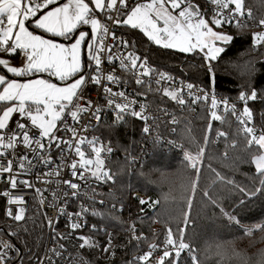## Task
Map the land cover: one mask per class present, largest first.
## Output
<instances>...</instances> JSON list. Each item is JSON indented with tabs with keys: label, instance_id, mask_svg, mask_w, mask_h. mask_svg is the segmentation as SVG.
Masks as SVG:
<instances>
[{
	"label": "snow or ice",
	"instance_id": "obj_1",
	"mask_svg": "<svg viewBox=\"0 0 264 264\" xmlns=\"http://www.w3.org/2000/svg\"><path fill=\"white\" fill-rule=\"evenodd\" d=\"M207 4L213 6L212 17H206L204 5L195 0H66L58 4V0H0V54L22 55V65H12L9 59L0 58V157L9 155L7 150L15 152L18 146L26 149L23 153L15 152L17 171L13 169V160L7 161V166L0 164V177L3 174H12L7 177L9 188L15 190L18 185L23 184L25 188L33 189L34 185L28 180H20L19 176L28 174L33 169L44 168L47 171L37 173V179L45 177V183H55L57 188L52 190L53 202L48 204L49 208L55 210V216L47 218V224L53 228V239L57 241L58 247L49 251L52 256L60 258L64 256L67 249L61 240H70L72 233L82 230L85 225V216L103 215L93 209L92 205L103 206L105 201L97 199L98 185L115 183L117 173L108 166L106 156L113 153L112 141H104L99 136L80 135L72 127V123L80 124L81 115L91 113L97 121L101 120V113L105 110L103 106H94V102L86 99L82 93L84 88L92 83L100 86L104 99L109 110L115 112L110 129L118 128L126 124V117L131 116L147 122L146 105L140 104V110L134 107L135 100L129 98L126 90L114 91L110 84L123 85L119 75H105L101 67L105 61L108 64L119 62L121 71L131 73L132 79L137 86H148L152 91L151 84L154 82L158 87L155 89L163 96L170 98L181 106L189 103L184 98V87L170 88L159 87L162 83L173 82L174 78L163 71L152 67L147 56L128 52L127 55L115 54L117 50H124L135 47L134 42L118 37L114 31H110L108 24L102 19L96 18L99 13L103 14V20L113 26H130L132 29H139L144 36L155 45L163 49L176 50L182 54H202L205 66L210 74V80L214 84L215 72L213 62L217 61L227 51V46L234 41L230 34L217 31L225 25L235 26L237 29L248 26V20L253 19L250 9H245L244 0H206ZM90 4L92 7H90ZM56 5L55 7H50ZM98 10V11H97ZM245 17L247 19H245ZM31 29L40 30L35 32ZM82 25H90V32L78 31ZM259 27H264V19L258 21ZM41 33L49 34V37L63 38L64 42L46 37ZM110 36L113 44H105V37ZM253 47H264V31L253 33ZM108 53L105 57L104 54ZM87 63H85V58ZM6 70V72H5ZM12 77H28L21 82ZM45 75L47 78H45ZM147 78V81L145 80ZM107 81L105 84L103 81ZM59 81L61 83H56ZM187 96L192 104L200 101L209 102L210 120L207 125L204 146L193 154L184 151L183 158L187 166L196 173V180L189 182L192 194L194 195L198 186V179L201 170V163L207 145L211 142L213 134L212 121H219L222 124L227 122V114L235 117L239 125L238 133L242 134L245 140L244 151L249 153V162L254 165L255 172L259 179L258 185L251 190L241 188L249 198H255L264 194V129H257L254 124V114L249 107V101H257L262 95L256 88L250 92L241 91L239 101L243 102V108L238 111L235 104H229L228 99L218 100L213 92L211 96L207 91L197 89L192 83L186 84ZM203 92V94H199ZM136 95L145 97L146 93L137 92ZM81 101H84L83 105ZM168 115L166 109H161ZM14 113H18L20 119L9 127V122ZM67 117L71 118L69 123ZM30 122V123H29ZM171 123H178L174 116ZM62 124L63 127H58ZM98 127L94 125L93 129ZM60 131H67L70 134L68 139L59 136ZM86 125L81 126L80 132L87 133ZM143 133H150L152 129L143 127ZM175 131V129H173ZM19 132V135H17ZM217 140L223 138L228 140L229 134L223 130L216 131ZM172 143L174 141L164 140L162 137L154 138V144ZM229 147H238L237 141L233 140ZM56 150L58 156L52 157V151ZM68 157H71L70 159ZM135 163V158L132 159ZM54 166V167H50ZM67 172L69 178H61ZM57 177L55 181L51 177ZM217 177L223 179L217 173ZM231 183V181H229ZM61 186L64 189L61 191ZM188 190V186L185 187ZM39 202L45 204L44 192L34 188ZM91 193V195H89ZM208 195L207 192L204 193ZM0 196L7 197L8 205H16V213L13 215L11 207L7 210V217L15 222L25 220L26 208L23 205L26 198L12 197L11 192L5 189ZM91 201L85 204L84 200ZM140 205L154 206L139 197ZM81 200L79 210L69 212L71 201ZM188 211L184 213V225L178 229V236L174 234L171 227L167 234L162 255L157 259L156 264H179L182 253L187 252L192 264H198L195 249L185 242V232L190 223L192 198L187 199ZM245 201L241 200L239 206H244ZM238 206V207H239ZM117 209L113 203L110 211ZM143 212L144 209L142 208ZM66 216L70 232L68 234L56 233V225L59 217ZM229 220L239 223V219L228 214ZM93 231H101L96 225L91 226ZM264 231V224L256 225ZM134 233L135 226H130ZM25 231H27L25 229ZM246 234H251L252 229H245ZM0 234L7 235L10 239L18 234L15 229L8 231L0 229ZM134 239H143V236H133ZM78 247L81 250L100 247L90 237L79 235ZM158 245L152 244L150 250L135 257V264H147ZM111 248V235L108 242L101 248V251L108 253ZM52 256L38 258V264H43L47 259L54 264ZM21 264L23 256L20 250L7 241L0 240V264ZM70 264H90L82 256L71 255L66 257ZM132 264V262H130Z\"/></svg>",
	"mask_w": 264,
	"mask_h": 264
},
{
	"label": "trees",
	"instance_id": "obj_2",
	"mask_svg": "<svg viewBox=\"0 0 264 264\" xmlns=\"http://www.w3.org/2000/svg\"><path fill=\"white\" fill-rule=\"evenodd\" d=\"M244 3L251 10L254 20L264 18V0H244ZM224 28L234 37V41L213 62L214 84L201 54H182L163 49L149 41L138 29H124L121 34L123 39L134 42L135 47L130 46L129 49L147 56L157 69L167 70L182 80L200 83L219 94L231 97L239 96L241 91L250 92L252 88L264 94V47H253V31L249 26L241 29L235 26ZM249 106L256 124L264 129V95L257 101H249ZM209 120L210 116L205 110L195 119L183 115L177 132L179 142L187 150L198 152L204 146ZM133 122L127 121L115 129H110L109 125L103 126L102 137L121 148H127L126 144L133 141V137H136L134 133L139 129ZM212 125L214 131L204 153L194 195L189 182L197 179L196 173L177 154L158 151L143 168L134 173H130L128 162L115 163V188L118 195L123 197L127 210L123 213L112 212L110 215L109 226L112 230L109 235L114 242L111 252L102 256L103 245L99 239L107 234L99 232L96 233L99 241L95 239V242L100 247L85 251L89 257L96 263L99 262L98 264H135L134 258L140 245L124 236V230L131 217L141 214L139 204L132 197L134 192L139 191L159 201L156 210L144 215L139 221L138 232H146L148 236L141 243L143 247L158 238L152 233L155 222L163 232L171 227L178 236V229L184 225V213L188 211L187 199L191 197L190 223L184 238L196 250L198 264H264V231L256 227L264 224V194L249 199L240 191L241 188L251 190L258 185L261 177L257 176L254 165L246 162L249 153L244 151L243 135L237 134V122L228 117L226 123L212 121ZM220 130L227 132L229 138L227 141L221 138L219 144L214 145L215 132ZM233 140L238 144L235 149L228 146ZM217 173L223 179L218 178ZM205 192L208 193L207 196L204 195ZM241 200L245 201L244 206H239ZM228 214L236 216L239 223L230 221ZM0 224L8 231L15 229L18 235L11 240L26 256L24 263L33 262L41 252L45 233L44 221L39 211H29L25 220L20 223H9L0 213ZM244 227H253L254 230L251 234H246ZM130 245L134 248L132 252L129 250ZM179 264H192L189 255H185Z\"/></svg>",
	"mask_w": 264,
	"mask_h": 264
},
{
	"label": "built area",
	"instance_id": "obj_3",
	"mask_svg": "<svg viewBox=\"0 0 264 264\" xmlns=\"http://www.w3.org/2000/svg\"><path fill=\"white\" fill-rule=\"evenodd\" d=\"M195 2L200 3L201 5H204L206 17H208V18L212 17L213 6L211 4H207L206 0H195ZM245 9L248 10V8H246V7H245ZM252 16H253V14H252ZM96 18L102 19V22H105L108 24L110 31H114L116 33V35L118 37H121V38H122V34H121L122 30L132 29L130 26H113L111 23L104 21L103 20V14L99 13V12H98V15ZM245 19H247V18L245 17ZM262 19H264V18H262ZM247 24L249 27L252 28L253 33L264 31V27L257 26L258 21L254 20V18L251 20H248ZM226 26H230V25H225L224 27H226ZM81 29L87 30L90 32V25H82ZM253 33H252V43H253ZM113 43H114V41L111 40L110 36L105 37V44H113ZM128 52H133V51L131 49L127 48L124 50H117L115 54H121L122 53L123 55H127ZM107 55H108V53L104 54L105 57ZM86 63H87V60H86ZM149 63L152 67L156 68L155 66H153V64L151 63L150 60H149ZM101 67L104 69L105 75H114V76L119 75L123 81H126V83H124L121 86H118L115 84H110L109 86L112 87L114 91L126 90L128 95H129V98L136 101V104L134 105V107L137 111L140 110V108H139L140 104L146 105V114L149 117L147 122L140 120V119L133 118L131 116L126 117V121H134L133 123H135V125H137V127H139V129H138L137 133H134V136H136V137H133V141H131V143L126 144V146H128L127 148H125V147L121 148L112 142L111 146L113 147L114 151L112 154L106 156V159L108 161L107 166L113 172H116V173H117V171L115 169V163L117 161L128 162L130 173H134L137 169L143 168L147 164V162L154 156V154L158 151L165 152V153H174V154H177L181 157H183L184 151H188L184 147V145L181 142H179V140L177 138V132H178L179 124H181V117L183 115H188L189 117L195 119L199 116L200 112L203 110H205L209 114L210 100L207 103L204 101H200L198 103L192 104L190 102V97H188L186 94L187 89L185 86L187 83H192L193 85L196 86L193 89L194 92L197 91V89H202L204 91H207L209 93V96H211V94L214 92L215 96L218 100L222 101L224 99H228L229 104L230 105L235 104L238 111H241L243 108V102L239 101V99H238L239 96L231 97L228 95L219 94L215 90L208 88V87H206L200 83L182 80L177 75H175V74H173L167 70H164V69H158V70L170 74L174 78V81L168 82V83H162V85H160L159 87H170V88L184 87V98L189 101V103L186 104L185 106H181L178 103H176L175 101H172L170 98L163 96V94L161 92L155 91V89L158 86L154 82L151 84V88L153 89L152 91H148L147 85L137 86L135 84L134 80L132 79L131 73H126L124 71H121L118 61L115 62L114 64H111V65L105 61L104 63H102ZM145 80L147 81V78H145ZM103 83L107 84L108 82L105 80V81H103ZM137 92L146 93V98L136 95ZM199 94L202 95L203 92H200ZM82 95L86 99L93 101L94 106H103L104 107L105 110L101 113V120L97 121L95 119V117L91 115V113H86V114L81 115L80 124L72 123L70 117H67L68 122L72 123V127L80 135L99 136L102 138V140L108 141L102 137L103 126L112 124L114 116H115V112L108 109L107 104H106V100L104 99V96L102 93L101 87L94 85L92 83H89L84 88ZM83 103H84V101H81L82 105H83ZM161 109H166L168 115H166L164 111H161ZM172 116H174L176 118L178 123H175V124L171 123V117ZM228 117H232L235 120V117H233L230 113L227 114V118ZM18 119H20L21 122H23V119L19 117V114L15 113L14 116L12 117L11 121L9 122V127H13L14 122ZM146 124H147V126H149L152 129V131L150 133H147V134L143 133V131H142L143 127H145ZM254 124H255V127L257 129H262L261 127H259L256 124L255 117H254ZM83 125H86L87 128L89 129V131L87 133H81L80 132V128ZM94 125H98V127L93 129ZM58 127L62 128L63 125L58 124ZM173 129H175V131H173ZM57 134L59 136L65 138V139H68L70 137V134L67 131H60ZM17 135H19V132H17ZM158 136L162 137L164 140H167V141H174L175 145H173L172 143H164V142H161L160 144H154V138H156ZM220 140L221 139L217 140L216 137L214 136L213 144L218 145ZM7 151L9 152V155L6 157H0V164H3V166L6 167L7 161L9 159H12L13 160V169H14V172L12 174H15V172L18 170L16 167L18 161L15 159V152L23 153L26 151V149H24L22 146H18L15 149V152H13V150H11V149H9ZM57 156H58V152L56 150H53L52 151L53 159H56ZM68 158L70 159L71 157H68ZM133 158H135V161H136L135 163L132 162ZM50 167H54V166H50ZM44 171H47V169L36 168V169H33L28 174H22L19 176L20 180L30 181L34 185V188H39L42 190H44V189L48 190V191L44 192L45 204H43V205L39 202V197L37 196L36 192L34 191V188L33 189L25 188V186L23 184H20V185H18L17 189L12 190L9 188V184H8V180H7V177L9 175H12V174L5 173V174H3L2 177H0V193H2L5 189H8L11 192L12 197H21V196L25 197L26 201H27L23 205V207L26 208L25 217L29 211L37 209L39 211V213L41 214L43 221H44L45 233H44V237H43L42 249H41L40 254L35 258V260L33 262H30V263H24L26 256H23L24 253L19 249V247L17 246V244L13 240H11L6 235L0 234V240L7 241L8 243L13 244L14 246H16L20 250V253L23 256V260L21 261V264H38V258L42 259V258H45L48 256H52V253L49 251V249L58 247L57 241H55L52 238L54 235L53 228L49 227L47 224V218H51V217L55 216V210L52 208H49L48 204L53 202L52 190L56 189L57 185L55 183L43 182V180L46 179L45 177H42L39 180L37 179V173H42ZM61 178H69L67 172H64L62 174ZM51 179L53 181H55L57 179V177L53 176V177H51ZM116 182H117V178H116ZM116 182L114 184L109 183V184L98 185V187H97V192H98L97 199L98 200L103 199L105 201V204L103 206H100L99 204H94V205H92V207L94 210H96L98 212H102L103 215L92 216L90 214H86V216H85V225L86 226L82 230H78L77 232L72 233V238L70 240L59 241V243H62L65 245L67 252L64 254V256H62L60 258L52 256V261L54 262V264H70V262L68 260H66V257L69 255H71L72 257H76L77 255H80L85 260L89 261L90 264H95L92 261V259L89 258V256H87V254L85 253V251H87V252L90 251L91 248L81 250L78 247V245L80 244V241L78 239H76V237L79 235H83L86 237H90L93 241H95L96 238L94 236V233L95 234L99 233V232L103 233V231L105 230V228L101 225L100 221L106 213H112V212L123 213L127 210V208H126L127 206L123 202V197L119 196L117 191H116V188H115ZM60 190L63 191L66 189H64L63 186H61ZM89 195H91V193H89ZM132 197H139V198H142V199L147 200L149 202H154V206L149 207V205H147V204L146 205H140L138 199L133 198L139 204L140 212L142 215L140 214V215L131 217L128 220L127 225H126L125 230H124V236H126L127 238H129L133 241L138 242V244L140 245V248H139V251H138V254L136 257L142 255L143 253L148 252L150 250L149 246L152 244H156V245L160 246L156 250L153 251V255H152L151 259L147 262V264H156L157 259L162 255V252H163L162 246L164 245L167 232H163V229L161 228V226L157 222H155L153 227H152V230H153L152 233H153V235L158 236V238L156 241L149 243L143 247V245L141 243L145 239H147L148 236H147L146 232H140L139 233L138 229H139V221L142 220L144 215L148 214L149 212L153 213L156 210V208L159 205L158 199L153 197V196L141 194L140 192H134ZM82 199L84 200L85 204L91 203V201H89L87 199H84V198H82ZM80 203H81L80 199L75 200V201H71L66 210L69 212H76L79 210ZM113 203H115L117 205V209H120V207L122 205L123 206L122 210L110 211V207ZM9 207H11L13 215H15L17 206L16 205H11V206L8 205L7 197L0 196V209L2 210L3 217L9 223H20V222H15V221H13L7 217L6 213H7V210ZM142 208L144 209L143 212L141 211ZM45 212H47V218L44 216ZM68 224H69V221H68L66 216L59 217V223H58V225H56V233L68 234L70 232ZM92 225H96L97 228H100L103 230L93 231V229L91 227ZM132 225L135 226V232L134 233L130 230V226H132ZM0 229H3V226L0 225ZM134 235L135 236H143V239L136 240L133 238ZM106 240L108 241L109 238L107 237ZM111 244H113L112 240H111ZM81 252L82 253L84 252L86 256L84 255V253L82 254ZM187 254H188L187 252L182 253L181 259H183V257ZM14 264H15V258H14ZM43 264H50V262L47 259H44ZM166 264H167V261H166Z\"/></svg>",
	"mask_w": 264,
	"mask_h": 264
},
{
	"label": "rangeland",
	"instance_id": "obj_4",
	"mask_svg": "<svg viewBox=\"0 0 264 264\" xmlns=\"http://www.w3.org/2000/svg\"><path fill=\"white\" fill-rule=\"evenodd\" d=\"M60 1H62V0H58V4H59V2ZM66 2V0L63 2V3H65ZM86 2H88V0H86ZM62 3V4H63ZM56 5H53V6H50V7H55ZM90 7H92V5L90 4ZM98 11V10H97ZM29 27H30V25H29ZM30 30H33V31H35V32H39L40 30H36V29H31V27H30ZM217 31H221V32H223V33H226V34H230L224 27L223 28H219V29H216ZM78 31H87V30H81V27L78 29ZM89 32V31H88ZM41 34H43V35H45L46 37H49V34H46V33H41ZM231 35V34H230ZM49 38H52V39H54V40H57V41H60V42H64L63 41V38H59V37H49ZM168 50H172V49H168ZM172 51H175V52H178V51H176V50H172ZM0 58H6V59H9L10 60V63L12 64V65H22V62H23V58H22V55H11V56H8V55H2V56H0ZM84 59H86V57L84 58ZM86 63V62H85ZM0 68H2V66H0ZM5 72H6V70H5ZM8 76H9V78H13V79H18V80H20L21 82H23L24 80H26V79H28V77H21V78H17V77H12L11 76V74H8ZM45 78H47L46 77V75H45ZM54 82H56V83H61V82H59V81H54ZM2 107H4V105L3 104H0V108H2ZM15 114V113H14ZM14 114H13V116H14ZM12 116V117H13ZM12 119V118H11ZM11 121V120H10ZM188 151H190V150H188ZM197 151H199V150H197ZM190 152H192V151H190ZM193 154H195L196 152H192ZM137 192H139V191H137ZM141 194H144V195H148V194H145V193H143V192H140ZM149 196H151V195H149ZM159 202V201H158ZM0 213H2V211H0ZM112 213H106L104 216H103V218L101 219V221H100V223H101V225L105 228V230L103 231V235H105V234H107L105 237H103L102 239L100 238L99 240H100V243L104 246L108 241L106 240V238L108 237L109 238V234L111 233V231L110 230H112V228L110 229V226H109V223L111 222V218H110V215H111ZM4 218V217H3ZM0 225H2V224H0ZM245 229H246V227H244ZM255 228V227H254ZM249 229H252V230H254L253 229V227L252 228H249ZM107 232V233H106ZM101 234V235H102ZM94 236H95V238H96V241L98 242L99 240H98V234H95L94 233ZM94 238V239H95ZM111 240H112V242H113V239L111 238ZM113 244H114V242H113ZM113 244H111V248H110V251L109 252H111V250H112V245ZM131 246V245H130ZM129 250L132 252L133 250H134V248H133V246H131L130 248H129ZM87 252V251H86ZM82 253V252H81ZM84 253V252H83ZM82 253V254H83ZM103 254H102V256H105L107 253H104V252H102ZM84 255H85V253H84ZM86 256V255H85ZM88 256V255H87ZM264 257V256H263ZM89 258H91V257H89ZM92 259V261L95 263V264H98V263H96L95 262V260L93 259V258H91ZM260 259H261V257H260ZM262 260V259H261Z\"/></svg>",
	"mask_w": 264,
	"mask_h": 264
},
{
	"label": "water",
	"instance_id": "obj_5",
	"mask_svg": "<svg viewBox=\"0 0 264 264\" xmlns=\"http://www.w3.org/2000/svg\"><path fill=\"white\" fill-rule=\"evenodd\" d=\"M64 1H65V0L60 1L59 4H62Z\"/></svg>",
	"mask_w": 264,
	"mask_h": 264
},
{
	"label": "crops",
	"instance_id": "obj_6",
	"mask_svg": "<svg viewBox=\"0 0 264 264\" xmlns=\"http://www.w3.org/2000/svg\"><path fill=\"white\" fill-rule=\"evenodd\" d=\"M82 30V29H81Z\"/></svg>",
	"mask_w": 264,
	"mask_h": 264
}]
</instances>
